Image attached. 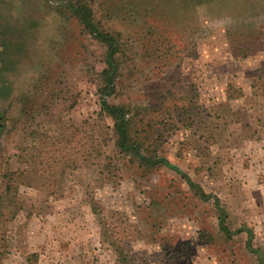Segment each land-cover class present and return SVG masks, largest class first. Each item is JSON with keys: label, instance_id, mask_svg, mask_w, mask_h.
<instances>
[{"label": "rangeland", "instance_id": "374dc122", "mask_svg": "<svg viewBox=\"0 0 264 264\" xmlns=\"http://www.w3.org/2000/svg\"><path fill=\"white\" fill-rule=\"evenodd\" d=\"M79 6L120 41L110 101L148 108L166 164L97 120L105 47ZM0 111V264H259L218 208L264 261V0H0Z\"/></svg>", "mask_w": 264, "mask_h": 264}, {"label": "trees", "instance_id": "16d2710c", "mask_svg": "<svg viewBox=\"0 0 264 264\" xmlns=\"http://www.w3.org/2000/svg\"><path fill=\"white\" fill-rule=\"evenodd\" d=\"M79 22L83 25L84 29L96 40L100 41L105 47L103 68L96 73L97 86L96 94L98 99V112L97 120L103 121L104 117H108L112 121V131L115 135L116 147L120 152H130L137 157L139 161H145L148 163H155L162 161L166 164L164 158L155 157L152 152L157 147V141L160 138V134L155 133L154 123L152 120L145 122L144 114L147 112V107L143 105H133L129 103H112L110 97L116 92V81L119 77L118 62L115 58L116 53L119 51L120 41L108 31H104L98 28V26L92 21L90 10L79 6V11L76 12ZM194 93V92H192ZM188 104L192 111L195 110V102L192 96L189 97ZM191 113V112H190ZM192 113L188 119H192ZM192 125V122H191ZM103 126V125H102ZM190 125H187L189 127ZM52 141V138L51 140ZM47 141L42 143V140L38 141V155H42V149H50L47 145L51 142ZM45 144H47L45 146ZM144 151L146 155L142 152ZM28 168L19 167L18 169L10 172V181H20V176H28ZM27 173V174H26ZM25 174V175H24ZM27 183V182H26ZM187 183L190 187H196V193L203 198L208 199L209 194L204 191L192 180L187 178ZM14 185H5V190L9 192ZM10 190V191H9ZM218 225L225 234H239L246 232L245 247L257 256L259 264H264L263 253L259 248L252 245L254 233L252 229L245 227H238L234 230H230L225 222V212L222 208H218ZM1 256V255H0ZM37 254L35 252L28 253L25 257L27 264H35Z\"/></svg>", "mask_w": 264, "mask_h": 264}, {"label": "flooded vegetation", "instance_id": "af4514ba", "mask_svg": "<svg viewBox=\"0 0 264 264\" xmlns=\"http://www.w3.org/2000/svg\"><path fill=\"white\" fill-rule=\"evenodd\" d=\"M2 119V114H1V111H0V121ZM0 127H1V122H0Z\"/></svg>", "mask_w": 264, "mask_h": 264}]
</instances>
